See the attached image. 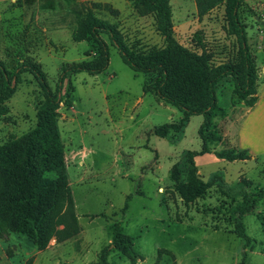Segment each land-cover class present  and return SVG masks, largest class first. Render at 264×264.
I'll return each mask as SVG.
<instances>
[{"label": "rangeland", "instance_id": "obj_1", "mask_svg": "<svg viewBox=\"0 0 264 264\" xmlns=\"http://www.w3.org/2000/svg\"><path fill=\"white\" fill-rule=\"evenodd\" d=\"M80 1L0 0V59L7 68L15 69L30 54L54 89L62 64L95 54L92 39L73 38L77 17L86 16L89 9L115 23L135 47L164 44L154 12H141L133 0H84V7ZM193 1L169 0L175 38L201 52L195 40L199 36L214 62L230 60L238 44L226 0L201 18ZM238 14L260 74L264 0H245ZM100 35L108 45L107 68L95 74L68 73L56 107L74 208L62 211L60 231L43 247L22 233L3 234L0 264H90L111 242L116 222L132 237L137 254L131 261L110 245L104 264H236L244 252V264H264V149L254 154L233 142L234 125L250 105L234 98L232 77L216 86L217 102L225 112L214 116L211 127L221 139L210 141V150L195 155L194 177L185 155L201 148L202 114L191 115L176 131L155 136L161 125L177 124L181 111L156 95L154 73H135L108 35ZM42 98L33 74L21 72L13 94L2 103L0 143L34 127ZM223 148L244 150L246 157L217 156L215 151ZM241 180L255 194L254 206L243 216L247 242L233 231L229 219L236 200L220 187Z\"/></svg>", "mask_w": 264, "mask_h": 264}, {"label": "trees", "instance_id": "obj_2", "mask_svg": "<svg viewBox=\"0 0 264 264\" xmlns=\"http://www.w3.org/2000/svg\"><path fill=\"white\" fill-rule=\"evenodd\" d=\"M33 2L34 0H27ZM141 12H154L155 26L164 38L162 46L147 48L130 44L117 25L106 19L96 17L91 10L86 16L77 17L73 30L74 40L92 39L95 54L78 62L62 64L55 88L48 83L40 63L27 54L19 66L10 70L0 59V112L3 101L15 90V85L23 71L33 74L43 92L34 127L18 137L0 143V237L9 232L22 233L38 247H43L49 238L57 234L59 216L62 211L74 208L73 197L67 181L63 157V146L56 119V107L62 100L64 78L68 73L87 71L95 74L104 71L109 63V50L100 33L108 35L119 50L122 59L134 72L154 73L152 89L163 101L181 111L177 124L165 123L154 131L164 136L169 129L178 130L193 114H202L203 120L198 132L202 139L200 150H187L186 158L192 175L195 177V155L209 149V142L220 140L221 135L212 128V119L225 110L217 102L216 86L225 77L231 76L234 83V98L252 105L256 100L257 66L255 57L247 40L246 25L241 21L238 9L245 0H226L230 24L236 35L238 50L227 61L214 62L202 38L197 36L201 52H196L180 43L173 34V23L169 0H133ZM199 18L224 0H194ZM80 3L87 5L86 1ZM92 4H98L92 2ZM147 86H143L145 91ZM244 150L223 148L215 154L227 159L246 157ZM199 185L206 183L198 180ZM227 196L236 200L230 206L233 231L245 242L249 236L245 231L243 216L255 203V194L241 180L234 185L220 184ZM126 207V204L124 205ZM63 229V228H62ZM110 245L135 260L137 252L133 248L132 237L120 229L119 223L113 225L111 242L101 249L99 257L90 264H104ZM245 252L236 264L245 263Z\"/></svg>", "mask_w": 264, "mask_h": 264}, {"label": "crops", "instance_id": "obj_3", "mask_svg": "<svg viewBox=\"0 0 264 264\" xmlns=\"http://www.w3.org/2000/svg\"><path fill=\"white\" fill-rule=\"evenodd\" d=\"M193 8L196 11L195 1H193ZM260 71L259 74L257 69L260 79L257 78L256 100L241 115L240 121L234 125L237 128L231 135L233 136V142L237 146L247 147L254 154L261 155L260 151L261 149H264V65ZM142 101L143 100L141 99V102ZM230 124L233 125V123ZM227 133L228 132L225 131L224 135H228ZM154 147H157L156 143Z\"/></svg>", "mask_w": 264, "mask_h": 264}, {"label": "water", "instance_id": "obj_4", "mask_svg": "<svg viewBox=\"0 0 264 264\" xmlns=\"http://www.w3.org/2000/svg\"><path fill=\"white\" fill-rule=\"evenodd\" d=\"M261 24L264 25V19H260Z\"/></svg>", "mask_w": 264, "mask_h": 264}]
</instances>
